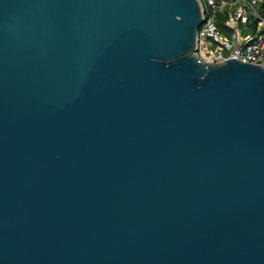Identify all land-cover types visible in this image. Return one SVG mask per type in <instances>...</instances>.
<instances>
[{
	"label": "water",
	"instance_id": "1",
	"mask_svg": "<svg viewBox=\"0 0 264 264\" xmlns=\"http://www.w3.org/2000/svg\"><path fill=\"white\" fill-rule=\"evenodd\" d=\"M197 0H0V264H264V68L194 55Z\"/></svg>",
	"mask_w": 264,
	"mask_h": 264
},
{
	"label": "built area",
	"instance_id": "2",
	"mask_svg": "<svg viewBox=\"0 0 264 264\" xmlns=\"http://www.w3.org/2000/svg\"><path fill=\"white\" fill-rule=\"evenodd\" d=\"M197 1L202 23L194 55L208 64L236 60L264 68V0Z\"/></svg>",
	"mask_w": 264,
	"mask_h": 264
},
{
	"label": "rangeland",
	"instance_id": "3",
	"mask_svg": "<svg viewBox=\"0 0 264 264\" xmlns=\"http://www.w3.org/2000/svg\"><path fill=\"white\" fill-rule=\"evenodd\" d=\"M218 24H219V25H222V24H223V19H220V18H219V19H218ZM222 31H223V29H222Z\"/></svg>",
	"mask_w": 264,
	"mask_h": 264
}]
</instances>
